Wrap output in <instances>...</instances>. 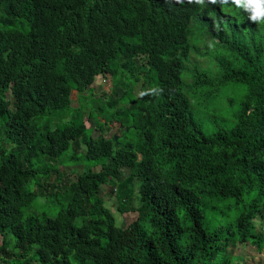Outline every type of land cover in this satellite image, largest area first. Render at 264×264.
<instances>
[{"label": "trees", "instance_id": "obj_1", "mask_svg": "<svg viewBox=\"0 0 264 264\" xmlns=\"http://www.w3.org/2000/svg\"><path fill=\"white\" fill-rule=\"evenodd\" d=\"M194 12L178 0H0V264H264L222 257L264 251L247 225L264 217V24L250 35L233 10L201 53L198 38L187 45ZM191 49L207 70L176 65ZM97 77L110 93L93 94ZM102 187L133 222L116 225Z\"/></svg>", "mask_w": 264, "mask_h": 264}, {"label": "clouds", "instance_id": "obj_2", "mask_svg": "<svg viewBox=\"0 0 264 264\" xmlns=\"http://www.w3.org/2000/svg\"><path fill=\"white\" fill-rule=\"evenodd\" d=\"M178 2H183V4H186L187 7L191 9V12L195 10V12L191 15L190 19L188 17V20H187L188 50L192 47V39L198 38L199 44L197 47L199 51L201 53L209 52V49L207 46L211 47V42L215 40V38L218 35H222L225 31L228 30V23L232 19L233 15L231 13L233 10L239 11L242 13V15L245 18L246 23L249 25L250 35H256L257 30L264 24V0H178ZM200 32L205 34V37H202L200 35ZM186 58L187 59L185 61H180L179 59L176 62V65H179L180 67L184 69H189L191 68V66L198 64L199 66H201L203 70L208 69L207 61H206L207 58L205 55L197 54L195 53L194 50L192 51L191 49L188 55L186 56ZM97 79H99V77H97ZM186 82L191 83L192 79L189 78L186 80ZM137 92H139V89L135 90V93ZM107 93H110V92H107ZM126 130L128 131V128H126ZM116 136L118 138V135ZM137 190H135L134 199L137 198V202H138L141 196L138 195L139 190L138 191ZM263 193L264 191H262V195ZM256 199H259V198H256ZM259 205L260 204L257 203L255 206L258 208ZM104 207H106L105 199H104ZM261 208L264 212V205ZM247 225L250 227H253V235L250 238L251 242L254 241L255 239H264V234L262 232L264 228V217L259 216V219H255L254 221L248 222ZM240 245H244V244H240ZM240 245L237 244L233 248L228 246L225 250L226 254L223 255L222 257L226 259L227 255L230 256L229 252L233 251L234 253V249ZM254 246H250V247H253L256 250ZM221 251H224V250L221 249Z\"/></svg>", "mask_w": 264, "mask_h": 264}, {"label": "rangeland", "instance_id": "obj_3", "mask_svg": "<svg viewBox=\"0 0 264 264\" xmlns=\"http://www.w3.org/2000/svg\"><path fill=\"white\" fill-rule=\"evenodd\" d=\"M111 88H112V83L108 77L103 78V79L102 78L96 79L94 86H93V90H94L93 94L97 95L103 91L104 92H110ZM70 99L72 101L71 106L76 107L78 105V95H77L76 91H72ZM87 122H88L87 127L94 129L93 135L97 136L99 132H98L97 128H94L95 124H94L93 120L90 119ZM111 134H116V135L120 136L118 123L110 124V131L106 133V137H109ZM68 155H71V153H69ZM66 165L78 167L79 161H67ZM75 165H77V166H75ZM98 169H100V168L99 167L95 168V170H98ZM67 171L69 173L68 177L71 179H74L75 178L74 173L71 172V170H67ZM125 173H127V171H125ZM35 181H36L35 179L30 181V183H29L30 189H34ZM105 187H102V190L100 191V195H101V197H103L105 199V206L113 213L116 225L121 226V227H125L128 224H130L131 222H133L136 218V213L134 211H130V210H128L124 213H120L117 210L118 209V202L116 200V197L114 195H108V196L104 195L105 191H106ZM53 191H55V189ZM46 193L48 194L49 191ZM50 202H51L50 204L54 208V210L52 212H50L49 210L46 212L50 213L51 215H55L58 212V210L60 209V203L57 202L55 197ZM138 202H137V198L136 199L133 198L131 200L129 206L131 208H136ZM49 207H50V205H49ZM50 209H51V207H50ZM40 211H41V209H40ZM234 254L237 255L239 259L245 258L248 261V263H255V262H258L260 260L264 261V251L257 253L253 247L246 246V245L237 246L234 249Z\"/></svg>", "mask_w": 264, "mask_h": 264}, {"label": "water", "instance_id": "obj_4", "mask_svg": "<svg viewBox=\"0 0 264 264\" xmlns=\"http://www.w3.org/2000/svg\"><path fill=\"white\" fill-rule=\"evenodd\" d=\"M114 139L117 140V136L116 135H114Z\"/></svg>", "mask_w": 264, "mask_h": 264}]
</instances>
